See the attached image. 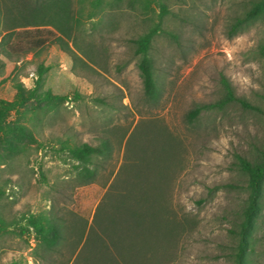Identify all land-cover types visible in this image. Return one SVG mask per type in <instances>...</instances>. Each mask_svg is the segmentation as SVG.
<instances>
[{
    "label": "rangeland",
    "instance_id": "374dc122",
    "mask_svg": "<svg viewBox=\"0 0 264 264\" xmlns=\"http://www.w3.org/2000/svg\"><path fill=\"white\" fill-rule=\"evenodd\" d=\"M159 1L142 8L144 0H72L76 44L63 38L74 58L53 25H21L17 7L0 0V97L25 98L0 130V264H76L78 224L88 230L99 201L109 191L110 209L117 190L143 193L158 219L176 220L169 244L157 230L153 254L143 243L140 264L234 263L249 194L240 157L264 155V15L228 35L254 0H164L149 50L158 87L150 98L131 37L159 20ZM39 64L46 68L39 90L52 94L40 102L28 94ZM223 77L236 98H227ZM102 137L111 154L80 184L63 144ZM48 210L63 219L64 237L44 252L27 216ZM249 245L248 264H264V177Z\"/></svg>",
    "mask_w": 264,
    "mask_h": 264
},
{
    "label": "trees",
    "instance_id": "16d2710c",
    "mask_svg": "<svg viewBox=\"0 0 264 264\" xmlns=\"http://www.w3.org/2000/svg\"><path fill=\"white\" fill-rule=\"evenodd\" d=\"M8 1H11L12 6L17 7L18 13L13 18H17L19 23L22 22L21 25H53L59 32L55 35L58 43L60 42L64 50L72 57H76V48L70 46L63 38L64 36L72 38L76 44V27L80 23V18L76 15L72 0H1L5 5ZM120 1L122 0H111V4L117 5ZM146 1L142 2V8H147ZM159 6V20L149 25L146 30L135 37H131V41L134 43V52L138 55L136 64L142 78L144 92L150 98L157 97L158 87L153 58L149 50L154 35L161 29V18L167 11L164 0L159 1ZM259 14L264 15V0H254L243 15L235 16L230 22L228 35L242 29L248 21L253 20ZM48 31L51 32L52 30L49 29ZM45 40V36L35 38L37 44H42ZM261 53L264 58V47ZM45 69L42 64L38 65L34 84L28 93L39 102L52 98L49 91L39 90ZM222 79L228 94L227 98H236L230 82L225 77ZM17 87L20 96L23 95L24 87L21 84H18ZM24 99L21 97L18 100H7L0 97V130L3 129L2 123L5 114L17 103H22ZM237 99L246 104L242 98L237 97ZM202 106L198 105L191 108L188 112V118L192 120ZM63 145L76 159V180L80 184L93 181L97 176L100 160L111 154V144L107 137H102L97 144L83 140ZM240 162L243 169L249 173V194L239 224L233 264H248L247 255L250 250L251 230L258 213L259 197L262 194L264 155L262 160L257 162H250L240 157ZM129 191H115L112 209H108L110 203L108 201L111 197L110 192L107 191L96 206L86 233L84 232V225L81 222L82 226L78 224V243L82 242V244L76 253V264H122L121 261H125L127 264H140L138 258L141 255L140 248L143 243H147V246L150 247L149 253L153 254V242L150 244V240L157 234L156 230L160 232L162 237L166 238L168 244L170 243V236L176 227L175 218L168 213L169 216H163V220L158 219L161 211L145 204L146 196L143 193L129 196L131 194L128 193ZM146 219L148 220L147 223ZM27 225L33 228L38 239V245L44 252L56 250L64 237L63 219L51 210L29 214ZM6 264H18V262L13 259Z\"/></svg>",
    "mask_w": 264,
    "mask_h": 264
}]
</instances>
